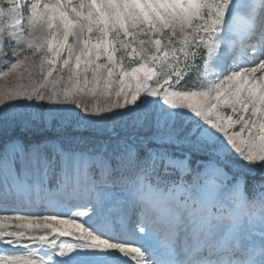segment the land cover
<instances>
[{"label":"snow or ice","instance_id":"6c2138e0","mask_svg":"<svg viewBox=\"0 0 264 264\" xmlns=\"http://www.w3.org/2000/svg\"><path fill=\"white\" fill-rule=\"evenodd\" d=\"M0 264H264V0H0Z\"/></svg>","mask_w":264,"mask_h":264},{"label":"rangeland","instance_id":"374dc122","mask_svg":"<svg viewBox=\"0 0 264 264\" xmlns=\"http://www.w3.org/2000/svg\"><path fill=\"white\" fill-rule=\"evenodd\" d=\"M5 71L7 70V69H4ZM11 80H12V78L11 77H9L8 78V81L9 82H11ZM117 134H122L123 133V130L120 128V127H117L115 130H114ZM75 134H78V135H86V137H91V136H94L95 134L94 133H91V132H89V131H84V132H82V133H75ZM111 133H106L105 134V137L104 138H106L108 135H110ZM34 134H28V137H32Z\"/></svg>","mask_w":264,"mask_h":264},{"label":"bare ground","instance_id":"6f19581e","mask_svg":"<svg viewBox=\"0 0 264 264\" xmlns=\"http://www.w3.org/2000/svg\"><path fill=\"white\" fill-rule=\"evenodd\" d=\"M258 239V238H257Z\"/></svg>","mask_w":264,"mask_h":264}]
</instances>
